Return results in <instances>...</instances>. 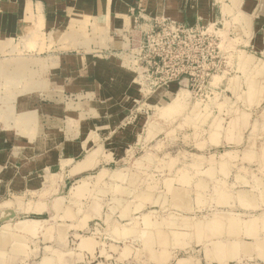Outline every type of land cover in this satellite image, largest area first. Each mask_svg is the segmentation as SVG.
Wrapping results in <instances>:
<instances>
[{
  "label": "rangeland",
  "instance_id": "obj_1",
  "mask_svg": "<svg viewBox=\"0 0 264 264\" xmlns=\"http://www.w3.org/2000/svg\"><path fill=\"white\" fill-rule=\"evenodd\" d=\"M228 40L227 66L196 91L183 87L185 100L175 88V99L156 103L154 93L173 87L145 90L125 54L98 64L89 94L74 85L50 95L39 82L49 77L43 72L37 84H26V100L0 101L12 114L13 128H0L11 169L43 176L33 196L21 179L0 197V210H10L0 227L26 237L13 263L264 264V66L244 69L235 61L245 49L259 65L264 52ZM254 40L264 48L262 38ZM41 53L26 56L35 65L48 55ZM23 113L38 123L21 124ZM20 127L32 147L15 148ZM90 155L93 166L71 173ZM40 195L49 199L46 212L11 213ZM27 218L42 223L24 231L19 221Z\"/></svg>",
  "mask_w": 264,
  "mask_h": 264
},
{
  "label": "crops",
  "instance_id": "obj_2",
  "mask_svg": "<svg viewBox=\"0 0 264 264\" xmlns=\"http://www.w3.org/2000/svg\"><path fill=\"white\" fill-rule=\"evenodd\" d=\"M161 15L182 22H221L228 37L237 44L251 48L254 53L264 52V48L256 49L251 42L253 39L254 44H260V40L256 42L254 37L264 40V0H0V101H9L11 96L26 100V95L30 93L25 91L26 84H37L43 72L45 77H49L40 78L39 82L49 86L50 95L54 93L58 98V92L59 95L70 92L69 87L74 85L77 92L89 94V85L98 64L116 63L128 54L127 33L134 27L135 20L140 21L139 28H149L152 18ZM29 44H35L36 48H28ZM33 52L48 55L42 58L44 62L40 60L32 65L30 56L27 58L26 54ZM236 52L235 61L241 68L264 66V62L258 65L256 55L249 54L247 50ZM183 83L187 84L186 81ZM16 85L20 87L22 96L14 88L9 90V86ZM172 87L170 90L159 88L165 95V101L176 98H171L175 88L180 89L179 95L182 94L185 100L187 88L177 84ZM159 91L152 96L156 102ZM5 107V104L0 105V128L12 129V114L5 111ZM18 119L23 125L38 123L36 117H29L26 113ZM33 132L38 133L37 129ZM15 133L23 138L19 141L15 137V148L24 144L23 148L32 147V141L26 142L24 129L20 127ZM7 140L0 135V197L8 194L12 182L21 179L31 195L41 192L42 173L30 169L25 173L27 177L22 171L19 177V169H11L6 152ZM94 161V155L88 156L83 163L72 168L71 173L93 166ZM181 197L179 201L183 202ZM25 207L40 214L48 210L49 199L46 195L37 199L32 197L27 206L15 205L11 213L27 212ZM55 207L58 212L61 211L60 200L55 202ZM1 208L0 220L9 216L10 211L8 207ZM39 223H42L40 219H21L19 227L32 232L39 227ZM25 238L22 234L0 227V264H16L12 260L23 254ZM89 242L87 244H92ZM49 264L52 262L49 261Z\"/></svg>",
  "mask_w": 264,
  "mask_h": 264
},
{
  "label": "built area",
  "instance_id": "obj_3",
  "mask_svg": "<svg viewBox=\"0 0 264 264\" xmlns=\"http://www.w3.org/2000/svg\"><path fill=\"white\" fill-rule=\"evenodd\" d=\"M139 24L135 20L127 33L126 50L138 83L150 91L174 84L196 91L227 66L233 51L228 33L215 20L192 23L161 15L149 28Z\"/></svg>",
  "mask_w": 264,
  "mask_h": 264
},
{
  "label": "bare ground",
  "instance_id": "obj_4",
  "mask_svg": "<svg viewBox=\"0 0 264 264\" xmlns=\"http://www.w3.org/2000/svg\"><path fill=\"white\" fill-rule=\"evenodd\" d=\"M261 68H263V67H261ZM261 68H259V70L261 69ZM263 71H262V74H264V68L262 69ZM147 90V89H146ZM158 92V91H157ZM160 92V91H159ZM158 95V94H157ZM255 96H256V94L254 95V98H255ZM158 99H157V102L156 103H161L163 100H165V95H163V92L161 91L160 93H159V95H158V97H157ZM177 104H179V102H177ZM245 195V196H244ZM243 195V199L245 198V200H246V197H248L247 196V194L245 193ZM228 199V198H227ZM181 200H184L183 202H186L187 203V200H186V198H184V197H181ZM248 200V199H247ZM228 201V200H227ZM249 202H250V200H249ZM185 203V204H186ZM230 225H232L233 227H238L239 225H238V221L237 220H232L231 222H230ZM229 227V226H228ZM198 230H200V229H198ZM159 236L158 237H160V238H164L163 240H166V238L164 237V234H158ZM169 238V237H168ZM235 250H233L232 251V253L234 252Z\"/></svg>",
  "mask_w": 264,
  "mask_h": 264
}]
</instances>
